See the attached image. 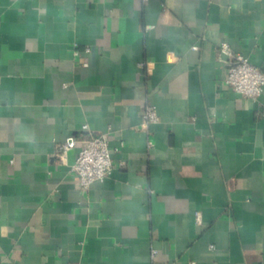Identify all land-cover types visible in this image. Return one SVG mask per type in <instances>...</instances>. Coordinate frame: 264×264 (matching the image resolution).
Returning a JSON list of instances; mask_svg holds the SVG:
<instances>
[{
  "label": "crops",
  "instance_id": "1",
  "mask_svg": "<svg viewBox=\"0 0 264 264\" xmlns=\"http://www.w3.org/2000/svg\"><path fill=\"white\" fill-rule=\"evenodd\" d=\"M224 42L264 72V0H0V264H264V92L225 84Z\"/></svg>",
  "mask_w": 264,
  "mask_h": 264
},
{
  "label": "built area",
  "instance_id": "2",
  "mask_svg": "<svg viewBox=\"0 0 264 264\" xmlns=\"http://www.w3.org/2000/svg\"><path fill=\"white\" fill-rule=\"evenodd\" d=\"M143 1L147 2L148 0ZM86 52L90 53V48H87ZM220 52L225 57V63L228 67L225 84L243 99L259 104L264 92V72L253 65L246 57L233 52L226 42L220 44ZM83 65L88 66V62H83ZM158 121L159 115L156 107L146 105L143 109L142 127L149 129L151 125L158 123ZM81 143V149L70 171L75 175L79 188L87 191L93 184L104 182L111 176L114 170V162L107 134L91 136ZM77 145V139L69 137L64 143L56 146L55 157L62 163L66 162L69 153ZM196 221L201 224L200 214H197ZM156 254L157 252L153 251L152 257L155 258Z\"/></svg>",
  "mask_w": 264,
  "mask_h": 264
}]
</instances>
